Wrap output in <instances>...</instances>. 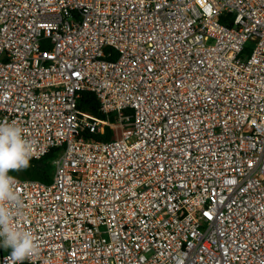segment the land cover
<instances>
[{
	"label": "built area",
	"instance_id": "1",
	"mask_svg": "<svg viewBox=\"0 0 264 264\" xmlns=\"http://www.w3.org/2000/svg\"><path fill=\"white\" fill-rule=\"evenodd\" d=\"M3 121L23 264H264V0H0Z\"/></svg>",
	"mask_w": 264,
	"mask_h": 264
},
{
	"label": "clouds",
	"instance_id": "2",
	"mask_svg": "<svg viewBox=\"0 0 264 264\" xmlns=\"http://www.w3.org/2000/svg\"><path fill=\"white\" fill-rule=\"evenodd\" d=\"M35 145L15 121L0 122V248L11 250V264H23L40 252L33 231L15 223L16 216L22 215L23 201L16 190L17 179L9 174L29 167Z\"/></svg>",
	"mask_w": 264,
	"mask_h": 264
},
{
	"label": "trees",
	"instance_id": "3",
	"mask_svg": "<svg viewBox=\"0 0 264 264\" xmlns=\"http://www.w3.org/2000/svg\"><path fill=\"white\" fill-rule=\"evenodd\" d=\"M78 107L82 111H87L93 115L100 116L99 103L95 95L91 92L83 93L79 100ZM109 138V137H108ZM103 140H107L104 138ZM57 152L54 150L42 159L29 162V167L23 171V178L39 180L42 182H50L53 172L52 161L56 157ZM10 175L16 176L18 172H10Z\"/></svg>",
	"mask_w": 264,
	"mask_h": 264
},
{
	"label": "rangeland",
	"instance_id": "4",
	"mask_svg": "<svg viewBox=\"0 0 264 264\" xmlns=\"http://www.w3.org/2000/svg\"><path fill=\"white\" fill-rule=\"evenodd\" d=\"M17 177H20V178H23L24 176H23V171L21 170V171H19L18 172V174L16 175Z\"/></svg>",
	"mask_w": 264,
	"mask_h": 264
}]
</instances>
